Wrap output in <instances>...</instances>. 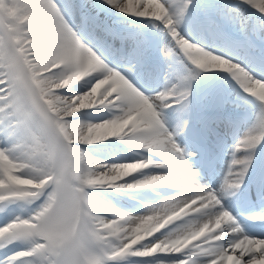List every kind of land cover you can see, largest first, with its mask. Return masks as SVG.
Returning <instances> with one entry per match:
<instances>
[{
    "label": "snow or ice",
    "instance_id": "1",
    "mask_svg": "<svg viewBox=\"0 0 264 264\" xmlns=\"http://www.w3.org/2000/svg\"><path fill=\"white\" fill-rule=\"evenodd\" d=\"M0 264H264V0H0Z\"/></svg>",
    "mask_w": 264,
    "mask_h": 264
},
{
    "label": "bare ground",
    "instance_id": "2",
    "mask_svg": "<svg viewBox=\"0 0 264 264\" xmlns=\"http://www.w3.org/2000/svg\"><path fill=\"white\" fill-rule=\"evenodd\" d=\"M220 166L222 167V166H223V164H220Z\"/></svg>",
    "mask_w": 264,
    "mask_h": 264
}]
</instances>
